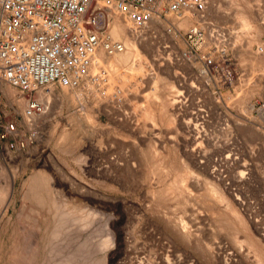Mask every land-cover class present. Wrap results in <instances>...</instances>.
<instances>
[{
    "label": "rangeland",
    "instance_id": "374dc122",
    "mask_svg": "<svg viewBox=\"0 0 264 264\" xmlns=\"http://www.w3.org/2000/svg\"><path fill=\"white\" fill-rule=\"evenodd\" d=\"M190 1L153 0L150 7L135 13L136 16L128 20L138 40L139 55L145 62L144 73L138 76L137 81L134 78L114 81L112 86L100 90L104 96L100 99L95 96L97 92L91 88V83L80 76L71 80L66 88H62L58 81L54 82L53 87L44 89L46 94L49 93L48 97H42L39 91L28 99L18 88L19 81L11 80L0 70L1 81L9 84L14 91L11 99L0 87V264H221L218 259L226 264L256 263L258 251L254 245L243 234L235 235L239 244L233 243L227 232L217 227L216 220L207 215L200 204L185 206L186 214L182 209L181 213L179 209L176 210L174 204L167 211L159 210L158 219L155 217L157 214L153 215L157 211L152 210L154 206L150 199V192L162 186L156 178L146 180L142 172L126 175L122 172L118 174L119 171L112 168L116 173L108 171V153L112 151L110 156L113 157L118 156L119 151L123 153L112 143L115 139L119 141V134H125L128 128L120 125H150V122L142 120V112L145 100L151 94L152 80L157 77L164 84L171 83L173 90L167 113L174 123L166 126L157 122L159 136L152 141L156 142L159 152L168 157L172 155L173 144L170 142H175L169 137L179 134V141H183L179 142L176 137L178 145L195 142L202 152L203 149L207 151L206 165L210 162L208 166L213 167L222 163V170L219 169L221 165L214 166L221 171L217 178L221 177L229 199H237L235 207L241 216L248 224L251 222L254 225L252 236L260 240L264 251V134H260L264 132V0ZM104 6L100 8L108 10ZM181 8H187L188 12ZM242 17L251 21L254 28L251 34L255 33L256 36L257 33V41L249 43L250 36L237 40L241 34ZM183 19L187 20L188 26H178ZM101 40L103 43L110 41L106 36ZM105 52L109 50L105 48ZM252 61L259 65L255 73L250 68ZM135 82L138 86L134 84V87ZM245 85L250 86L248 88L253 92L254 122L251 123L247 122L244 114L225 103L228 97H234ZM222 97L225 102H222ZM217 102L219 105H216ZM33 103L41 110L35 112L31 107ZM201 108L206 113L201 110L197 114ZM201 114L209 118L204 119ZM227 115L234 116L243 124L232 136L225 127L227 122L230 127L232 125ZM86 116L91 117V122H84ZM156 117L159 118V114ZM188 118H194L190 120L191 124L192 120L197 121L193 126L195 123L200 126L201 123L200 128H204L201 129L208 135L207 139L212 138L214 142L208 145L205 140L198 139L196 142L191 139L193 126L190 124L186 127L187 122L190 123ZM223 118L224 121L220 123ZM205 122H209L210 127ZM178 124L188 128L187 132L184 128L179 129ZM68 130L73 134V141L79 142V147L73 144L75 146L70 156L64 155L55 145L60 135ZM183 135L193 142L186 138L187 141ZM231 138L236 140L232 141ZM127 140L131 141L129 138ZM223 141H230L231 145L226 147ZM146 144L140 145L136 151H130L133 152L131 157H138L139 151L148 150V141ZM192 144L191 148L196 147ZM229 149L236 154V164L221 161V154ZM106 153L108 155L104 157ZM130 153L128 151L126 155ZM80 154L83 162L77 163L75 159ZM65 171L71 174L70 184L75 191L84 185H93L95 194H101L99 203H103L96 208L101 216L98 215L91 228L58 236L54 235V226L62 210L60 197L63 190L68 187L72 189L69 183L64 182ZM37 175L50 180L49 187L53 191L51 203L30 201L29 192L24 193L23 189L27 187L24 183ZM207 177L200 172L189 180L186 186L192 197L203 193L201 188ZM95 184H101V187ZM185 198L188 199L187 196ZM55 201L62 203L59 205ZM50 206L58 207L60 213L55 212V208L50 209ZM217 207L224 209L225 205L219 204ZM174 213L182 218L192 233L188 242L179 240L176 233L179 227L170 226L173 228L171 231L166 225ZM151 216H154L153 219Z\"/></svg>",
    "mask_w": 264,
    "mask_h": 264
},
{
    "label": "bare ground",
    "instance_id": "6f19581e",
    "mask_svg": "<svg viewBox=\"0 0 264 264\" xmlns=\"http://www.w3.org/2000/svg\"><path fill=\"white\" fill-rule=\"evenodd\" d=\"M94 1H96L95 5L93 4ZM184 1H190V0H184ZM152 3L153 0H0L1 74L9 76L10 79L13 81L18 80L19 81L18 88H20L22 95L26 96L28 99L30 98L31 94L35 92L39 93V91H41L42 97L43 96L48 97L49 93L46 94V92H44V89L53 87L54 82L58 81L60 83L59 85H61L62 88H66L71 80L77 79L79 78V76L87 79V81L91 83V88H94L97 92V93L95 92L96 93L95 96L98 99H100L102 96L100 90L105 89L109 85L112 86L111 84L114 81H117L119 79L122 81L124 80V78H129V79L134 78V80L137 81L138 76L144 73L145 62L139 55L137 49V42H136L137 37L135 36V31L133 30V28H131V26L127 22L128 20H131L133 16H136L135 13H139V11L146 10L148 7H150ZM98 5L100 6L105 5L104 7L107 6L106 8L110 12H108V10H104L100 8V6L98 7ZM124 5H126V7ZM182 10L187 11V8ZM138 15L139 14H137V16ZM250 22L247 18L242 17L241 26H240L241 34L237 36L238 41H240L242 37L247 39L249 36H250L248 38L249 43L251 42L253 43L257 41L258 39L257 33L256 36L255 33L254 35L251 34L253 33L254 28L251 26ZM188 25L189 23L187 22L186 19H183L182 21L178 22V26L186 27ZM105 36L108 39H110V41L103 43L101 38ZM105 48L109 50L108 53L105 52ZM9 65L10 67H7ZM101 66H103L104 68H101ZM250 68L251 71L255 73V71L258 70L257 68H259V65L253 63L252 61ZM200 73L204 75L203 71H201ZM134 84L138 86L137 82L133 83V86L135 87ZM150 85L152 89L151 94H149L148 97L146 98L145 100L146 103L144 104L145 108L143 109L142 112L143 113L142 120L144 122H150V125L140 126L138 124L133 125V123L132 125H125L124 123L123 125L122 124L120 125V126H128V128L126 127L127 129L125 130L122 127L125 130V131L123 130L125 134H119V137H121V139L119 138V141L117 142L115 139V141L112 143L114 146H117L119 148L118 150L121 149L124 155L122 156L121 154L123 153L120 154L119 151V153L116 152L118 156L114 155L113 157L112 155L110 156V154L112 153V151H110L111 153H108L109 157L106 156L108 157L107 158L108 160L107 159L106 160L107 162H109V167H110L108 171L110 172V170L113 169L115 171H119L118 174L122 172L123 174L126 175H131V174L138 175V173L142 172L145 174L144 178L146 180L148 178L151 179L156 178L157 181L162 184V186L161 188L156 189L155 191L152 190L150 192L151 195L150 199H152L153 202L151 205L154 206L152 210L155 209V211H157V213L153 211L154 212L153 215L157 214V216L155 217L156 218L158 217V219L160 216L158 212L162 210L167 211L169 210V208L173 207L174 204H175L174 208L176 210L179 209L181 213V209H182L183 213L185 212V214H186L185 206L187 207L190 203L200 204L204 212L207 215H209L211 218L216 220L215 223L217 224V227L220 228L221 231L225 230V232H227L229 237L232 239L233 243H235L236 245L239 244L235 235L243 234L245 236V239L250 244L254 245V247L258 251L256 256L258 259L255 264H264V251L262 250L263 248L261 246V242L260 240L254 239L252 236L253 232L251 233V231L255 229L254 225L251 222L248 224L246 220L241 216L242 214H240L239 210H237L238 208L235 207V205L237 204L236 203L237 199L236 200L232 198L229 199L227 188L222 183L221 177L217 178L219 176L218 173L220 171L219 169H221L223 166L221 165L222 163L219 164L216 162L218 165L216 164L214 165V166L221 165L219 169L218 167L217 168L214 166L212 167V165H210L211 167L210 168L208 166L210 162L209 164L207 163L208 165H206L205 163L206 162L205 154L206 156L208 155L207 151L203 149L205 153L202 152L201 148L199 147L200 148L199 149L198 146H196L197 144L195 145V142L193 144L191 143L193 146H196L192 148H191V144L182 145L179 143L180 145H178L177 142L179 141L180 136L179 137L177 136L179 134L176 136L178 141L175 136L169 137L171 140L172 139L175 140V142L172 143L170 142V144H173L171 146L172 151H170L172 152V155L169 154L168 157H165L166 155L163 156V154L159 152V149L156 148L157 144L155 145L156 142L152 140L154 138L157 139L159 136V132L157 130V122H159L161 125L165 124L166 126H169L170 124L174 123V119L167 113V107L170 105L171 102L170 93L173 90V85H171V83L168 84V82L167 83L165 82L164 84L157 77H155L152 80ZM0 87H3L5 93L11 99H13L14 91L9 84L3 83L0 79ZM119 87H121L122 89V86ZM243 87L244 89L243 88L240 89V91L237 92V94H235L234 97H228L229 96L228 95L227 102H225L226 96H224L225 99H223L222 97V99L224 100L222 102L227 103V105L229 104L230 107H232L233 110L237 111L238 113L244 114L247 119V122L251 123L253 121L252 120L253 92L248 88L250 86L246 87L245 85ZM218 98L219 97H217V99ZM216 105H219L218 102ZM31 107L34 109L35 112L41 110V108H38V105L35 103H33ZM199 110L200 112H198L197 114L201 113V110L204 111L205 109L203 110V108H201ZM214 112L217 113L216 111ZM156 114H159V118L156 117ZM203 115L201 114V117H203L204 119L209 118V117L206 118L205 116L206 114L204 116ZM216 116L215 118L220 119L219 116L218 117ZM193 117L195 118L194 114ZM233 117H231V115L230 116L227 115L228 120L232 121V125H231L232 128L227 124L228 123L227 121L225 125L231 136L234 131H236L235 133H237V131H239L243 126V124L239 122L240 120L238 121L236 120V118ZM191 119H189V121ZM195 121L196 120H194V122ZM223 121L224 118L221 122L220 121L219 122L222 123ZM84 122L85 123L91 122V117L86 116ZM123 122H125V120ZM194 122L192 120V124H194ZM202 123L204 124V122ZM205 123L207 124V126H209L208 125L209 122L208 123L205 122ZM190 124L191 121L190 123L187 122L186 127L190 126ZM182 125L183 124H181V126ZM218 125L220 124L218 123ZM200 126H202L201 123ZM200 126L196 125L195 123V126H193L192 129L193 131H190L193 132V135L191 134L192 137H190V135L188 136V134L187 137H190L194 141L196 140V142L198 139H200L201 141L205 140L204 142H207L208 145L213 143L214 141L212 140V138H211L212 141L210 139H207L206 136L208 135H205L206 133H204V130H202L204 128L201 127L202 128L201 129ZM183 128L181 127L179 129H183ZM221 128L223 129L224 127L221 126ZM187 130L188 128L185 129L186 132ZM219 130H221L220 126H219ZM71 133L69 132V130L64 131L60 135L58 141L55 143L56 146H59L62 153L67 156H70V154L72 155L73 153L72 148L73 146H75L73 144L76 143L78 144L79 147V142L73 141L74 139L71 136L73 134ZM261 133L264 134V132H260V134ZM187 137L186 135L184 136L185 139ZM212 137L214 138V136ZM127 138H129L131 141L129 140L130 142H127L128 141ZM28 139L29 138H27V140ZM191 139H189V142ZM233 140L236 139L234 138L232 139V141ZM147 141L149 143L148 145H150V148H148V150H144V152L139 151L140 153L138 157L135 156L134 158H132L133 152L130 153V151H136V149L140 145L144 143L146 144ZM230 141L228 142L223 141V143L225 142L227 147L229 146ZM216 143L217 141L215 140V144ZM128 151L130 155L129 154L126 155ZM108 154L107 153L104 154V157L105 155ZM220 157H221V161H223V163L225 164H230L232 162H234L233 164H236L235 161L237 157L236 154L235 155L233 154V150L231 149L224 151ZM75 160L77 163H80L83 160L81 154L78 155ZM237 164L239 163L237 162ZM106 167L104 168L106 169ZM104 170L103 173L106 174ZM65 172L64 173L66 174V176L64 175L65 177L64 182L69 183L70 186L71 185L70 181L72 180V179L70 180L71 174L68 173L67 171ZM200 172L203 173L205 176H208L206 178L207 180L205 179L206 181L203 180L204 182L201 188L203 190V193L192 197L190 195V192H188L186 185L188 184L189 180L192 177H197V174ZM239 174L241 175V173ZM220 175L222 176V174ZM243 178L241 179L244 180ZM101 181L103 182V180L100 179V182ZM49 182L50 180H47L45 176L37 175L35 177H32L30 180H27L24 183L25 186L27 187H25L23 191L25 190L24 193L29 192L28 199L30 201L39 202V203L50 201L49 203H51V201H53V198L51 197L53 191L49 187ZM47 183H48V187H47ZM77 183L78 182H76V184ZM98 184L95 185L99 187L101 184L100 185ZM92 186L93 185H88L86 187L84 185L80 189L79 187H77L79 190L77 189L78 191H75L74 190L75 188L73 189V186L71 185L70 188L72 187V189L69 190L68 187L67 190H63L64 193L62 197H60L62 198V202H63L62 207L60 206V210L62 208L61 213L58 210V207L55 206L49 207L50 209L55 208L54 209L55 212L59 211L58 213H60L58 219L57 220L55 219L56 225L54 226V235L67 236L68 234L73 232L75 233L77 231L81 232L79 230H84V229L87 230V228H89L92 225V223H94L95 219L98 218L99 213L96 211V208H98V206L102 202L100 200L101 202L99 203V199H101L99 195L101 194L99 195L95 194V190H93V188L95 187L93 186L92 188ZM104 187L105 186H103L102 188ZM106 187H108L107 184ZM72 190H74L75 192H73ZM185 196H187L188 199L185 198ZM190 196L193 199H191ZM104 199L106 198L104 197ZM104 199L103 201H105ZM57 200L59 201V199ZM62 202L57 204L61 205ZM219 204H224L225 208L224 209L218 208L217 206ZM55 216L56 213H54V218ZM100 216L101 215H99V217ZM180 218L181 217H179V215L177 217L176 214L173 215L172 217L170 216L169 217L170 220L169 222H166V225L167 227H169V229H171V231L173 228L179 227L178 228L179 231L176 232L179 236L177 237L182 242H188L191 239L192 233L189 232V229L182 222L181 220L182 218L181 219ZM145 219L147 220V217H145ZM151 223L152 222H150V224ZM170 226H172L173 228H171ZM218 261L221 264H226L225 261H221L220 259H218ZM63 264H65V262Z\"/></svg>",
    "mask_w": 264,
    "mask_h": 264
}]
</instances>
